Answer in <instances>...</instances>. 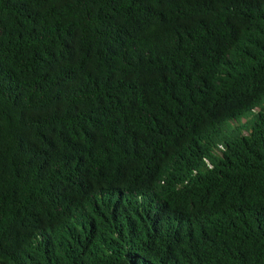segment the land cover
Masks as SVG:
<instances>
[{
  "label": "trees",
  "instance_id": "16d2710c",
  "mask_svg": "<svg viewBox=\"0 0 264 264\" xmlns=\"http://www.w3.org/2000/svg\"><path fill=\"white\" fill-rule=\"evenodd\" d=\"M0 264H264V0H0Z\"/></svg>",
  "mask_w": 264,
  "mask_h": 264
}]
</instances>
